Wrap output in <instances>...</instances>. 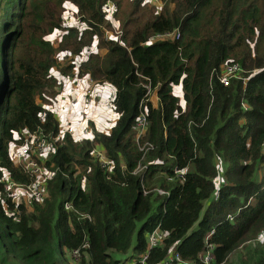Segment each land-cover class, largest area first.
<instances>
[{
	"label": "trees",
	"instance_id": "obj_1",
	"mask_svg": "<svg viewBox=\"0 0 264 264\" xmlns=\"http://www.w3.org/2000/svg\"><path fill=\"white\" fill-rule=\"evenodd\" d=\"M116 2L120 43L103 37L104 0H0V264H117L113 252L131 249L129 258L138 259L156 228L166 238L149 252L148 264H175L165 262L170 250L201 264L210 232L212 264H264V240L258 241L264 237V0H161V8L146 0ZM64 3L87 28L66 29L55 45L48 38L62 29ZM174 31L173 40L149 43ZM93 44L97 52L83 62L67 60ZM227 64L244 73L225 86L220 76ZM56 66L63 76L77 68L78 76L113 86L118 118L107 134L57 141L46 162L56 173L48 198L18 213L3 200V171L21 183L30 177L11 162L8 147L23 130L59 132L44 106L58 91L50 74ZM146 86L156 93V107ZM140 113L148 127L137 140ZM95 147L112 169L101 168ZM139 166L144 170L134 174Z\"/></svg>",
	"mask_w": 264,
	"mask_h": 264
},
{
	"label": "built area",
	"instance_id": "obj_2",
	"mask_svg": "<svg viewBox=\"0 0 264 264\" xmlns=\"http://www.w3.org/2000/svg\"><path fill=\"white\" fill-rule=\"evenodd\" d=\"M147 3L159 5L162 4L161 0H146ZM159 8V7H158ZM105 20L110 23V26L115 25V15L118 11V4L116 0H104L102 7ZM73 11L68 13L67 17H64L61 23V28L66 30L71 27H76L79 29V25L73 24ZM61 30V31H63ZM122 32L117 30L114 32V36L108 34V40L114 39L120 43ZM178 36L177 31L169 34L156 35L152 37L149 43L153 41H168L173 40ZM227 66L232 67L227 69ZM237 72H239L236 65H226L223 73L220 76L223 85L228 86L231 78L237 77ZM96 81H93L88 77V87L85 90L84 98L82 100V110H81V137L83 139L91 140L93 138L91 129L89 127V115L86 109L91 105L92 102V91ZM147 90L146 97L149 100L151 92L146 86ZM114 100L115 94H111L109 100L105 104L106 111L114 110ZM150 101V100H149ZM148 127V122L146 115L140 113L136 118L133 125V131L135 132V137L138 140L142 137ZM75 133V128L68 126L65 130L59 128V132L55 137L46 136L40 130L30 133L27 130H23L20 133L14 134V141L8 147V154L11 162L19 167L24 174L29 175L30 181L28 183H21L10 179V176L3 171V176L1 182L3 183V200L10 203L14 211H18L20 206L28 209L31 208L35 203H44L49 196L48 184L54 177L55 169L53 165H46L47 158L54 151L55 143L64 138L65 135L72 136ZM92 156L98 161L102 169L109 171L112 169L110 161L105 157L103 150L99 147H95L92 151ZM123 168V167H122ZM144 170V167H138L134 174H139ZM184 172H178L177 177L183 178ZM153 193L158 196L167 195L163 190L154 189ZM66 211L71 209L70 204H65ZM212 232L208 233L204 238V250L199 256V261L201 264H212L213 263V250L214 246L209 244V237ZM166 234L161 232L158 228L149 233L146 238L147 251L142 254L138 259L128 258L126 260L120 261L117 264H148L149 252L155 248H159L163 245ZM71 256L74 260L80 258L79 251H73ZM165 262H173L175 264H189L183 261L178 254L170 250L167 255ZM159 264V263H158Z\"/></svg>",
	"mask_w": 264,
	"mask_h": 264
},
{
	"label": "crops",
	"instance_id": "obj_3",
	"mask_svg": "<svg viewBox=\"0 0 264 264\" xmlns=\"http://www.w3.org/2000/svg\"><path fill=\"white\" fill-rule=\"evenodd\" d=\"M91 46H95L96 48V45L94 44ZM93 52H97V48ZM99 53L101 52L99 51ZM87 55L80 57L77 61H72L69 57L67 59V56L63 55L62 61L67 59L70 62L77 65L83 62L87 58ZM76 70L77 68L74 69L73 71L74 75L72 76L61 75L59 73V69L58 71H56L55 77L50 73L57 81L58 91L55 97L53 98V100L51 101V104L46 108L51 112H53L57 121L59 122V128L61 130H65L68 126L74 127L75 133L72 135V138L75 141H81L83 138L81 137V129H80L81 110H82V106L80 103L81 100L84 98L85 90L88 87V76H78ZM96 86L97 83L93 87L92 94L94 93L95 96L100 95L101 98L104 99L105 95L103 93L105 91H109V89H107V87L105 86H99L96 89ZM150 103L152 104L153 107L157 106L154 105L152 100H150ZM91 104L92 105L88 108V113H89L88 123L90 124L91 131L92 132L97 131L99 133L107 134L115 124L118 118L117 114L110 115V113H107L108 111H106L105 107L104 110L101 111L100 104L97 102L96 98H94V102H91ZM79 115H80V119L78 121Z\"/></svg>",
	"mask_w": 264,
	"mask_h": 264
},
{
	"label": "rangeland",
	"instance_id": "obj_4",
	"mask_svg": "<svg viewBox=\"0 0 264 264\" xmlns=\"http://www.w3.org/2000/svg\"><path fill=\"white\" fill-rule=\"evenodd\" d=\"M145 1V0H144ZM147 3V2H146ZM166 3H167V1H166ZM162 4H163V2H162ZM162 4H159L158 5V7L159 8H161L162 7ZM164 5V4H163ZM62 10H63V13H61V23H62V20H63V18L64 17H67L68 16V13L69 12H72L73 11V20H72V23L73 24H77V25H79L78 27H79V29H80V31L81 30H84V29H86L87 28V24H86V22H82L81 20V16H80V14L78 13V11L76 10V8L74 7V6H72L71 4H69V3H64L63 4V7H62ZM121 13H122V9H120V7H119V10H118V15H117V17H116V19H115V25L114 26H110V23H108V22H105V24H104V26H103V31H104V35H103V37H104V39H107L108 40V34L110 35V37L111 36H114V32L115 31H117V30H120L121 32H122V30L118 27V21H117V19L118 20H120L121 18H122V15H121ZM118 22V23H117ZM61 30H63V29H61ZM61 30H59V31H55L54 33H52V35L51 36H49V40L50 41H52V43H54L55 45H57L59 42H60V40H62V38H63V31H65V30H63V31H61ZM96 50V48H95V46H91V47H89V48H86L82 53H81V55L80 56H77V57H69L72 61H77L80 57H82V56H84V55H87L88 53H90V52H93V51H95ZM100 51V50H99ZM101 53H100V55L101 56H103L105 53H106V51H100ZM64 54H62V55H60L59 56V63L60 64H64L63 63V61H62V56H63ZM67 56V55H66ZM232 67H230V66H227V69H231ZM238 68V70H239V72H241V73H244V71L241 69V68H239V67H237ZM56 71H58V66H56V67H54V68H52L51 69V71H50V73L55 77V73H56ZM99 86H105V87H107V89H109V91H105L103 94L105 95V98L103 99V98H101V96L100 95H97V96H95L94 95V93L92 94V102H94V98H96V100H97V102L100 104V110L102 111V110H104V107H105V104H106V102L109 100V97H110V94L111 93H114L115 92V90H114V87L113 86H111L108 82H106V81H104V82H102V83H97V86H96V89L99 87ZM173 94L174 95H176V96H178L179 97V99H180V104L181 105H183L184 103V101H183V97H182V93H181V89H180V87H176L174 90H173ZM157 98V96H156V93L155 92H152L151 93V95H150V98H149V100H152L153 101V103H154V105H157V102H156V99ZM83 100V99H82ZM82 100H81V103L80 104H82ZM51 104V102L50 103H46L44 106L45 107H48L49 105ZM92 105V104H91ZM90 105V106H91ZM82 106V105H81ZM89 106V107H90ZM88 107V108H89ZM88 108L86 109V112H87V114L89 115V113H88ZM107 113H110V115H116V113L114 112V111H108ZM79 119H80V115L78 116V121H79ZM64 124V123H63ZM89 127H90V124H89ZM91 129V128H90ZM92 132V131H91ZM43 133V132H42ZM44 134V133H43ZM92 135H93V132H92ZM140 167H143V166H140ZM261 169H264L263 167L261 168ZM223 171V169H221V167L219 166V174L221 173ZM261 173H263L262 171H261ZM219 178L216 180V190H217V188L220 186V179H221V177H220V175L218 176ZM213 196H215V193H214V195ZM157 204H158V201H154L153 203H152V211L150 212V214H152L153 213V211L155 210V207L157 206ZM264 240V237H263V235L258 239V241L260 242V243H262V241ZM257 242V241H256ZM135 243V234H134V236L132 237V246L131 247H133V244ZM258 243V242H257ZM130 254H131V249L126 253V254H122V253H116V252H113L112 253V259L114 260V261H123V260H126V258L128 259V257L130 256ZM73 259V258H72ZM68 260H69V257H68ZM79 260V259H78Z\"/></svg>",
	"mask_w": 264,
	"mask_h": 264
}]
</instances>
